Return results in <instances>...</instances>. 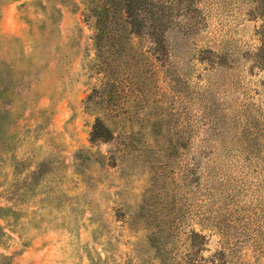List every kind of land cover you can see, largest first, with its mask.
<instances>
[{
	"label": "rangeland",
	"instance_id": "1",
	"mask_svg": "<svg viewBox=\"0 0 264 264\" xmlns=\"http://www.w3.org/2000/svg\"><path fill=\"white\" fill-rule=\"evenodd\" d=\"M88 5L0 0V264L42 227L90 264H264V0H180L112 98Z\"/></svg>",
	"mask_w": 264,
	"mask_h": 264
},
{
	"label": "trees",
	"instance_id": "2",
	"mask_svg": "<svg viewBox=\"0 0 264 264\" xmlns=\"http://www.w3.org/2000/svg\"><path fill=\"white\" fill-rule=\"evenodd\" d=\"M177 4L180 5V0H90L86 17L94 30L95 64L98 74L102 75L100 89L103 96L113 97L117 72L132 63L131 58H135L132 54L135 37L145 36L158 46V51L162 48L165 34L177 24L174 15ZM7 91V88L0 91V100ZM11 116L10 111L0 110V146H7L12 141L4 127ZM108 132V128L98 120L92 140L105 138ZM10 211L0 207V219ZM4 237V229L0 225V244Z\"/></svg>",
	"mask_w": 264,
	"mask_h": 264
},
{
	"label": "crops",
	"instance_id": "3",
	"mask_svg": "<svg viewBox=\"0 0 264 264\" xmlns=\"http://www.w3.org/2000/svg\"><path fill=\"white\" fill-rule=\"evenodd\" d=\"M32 231L36 233L32 241L33 246L20 255L16 254L12 264H90L85 256L67 255L68 252H77L80 249V245L87 238L85 233L82 232L78 240H73L63 227L54 229L42 227ZM14 233L12 234L14 237H19ZM15 244L18 245L13 240L10 255H14Z\"/></svg>",
	"mask_w": 264,
	"mask_h": 264
}]
</instances>
